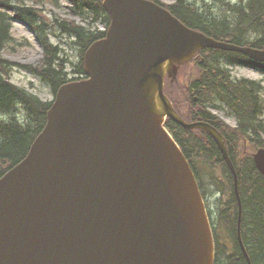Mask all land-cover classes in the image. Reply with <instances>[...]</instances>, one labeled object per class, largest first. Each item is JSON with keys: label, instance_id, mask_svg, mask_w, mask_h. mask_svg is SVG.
<instances>
[{"label": "water", "instance_id": "water-1", "mask_svg": "<svg viewBox=\"0 0 264 264\" xmlns=\"http://www.w3.org/2000/svg\"><path fill=\"white\" fill-rule=\"evenodd\" d=\"M102 7L110 25L84 54L88 78L57 90L27 155L0 177V264H213L208 216L165 119L206 131L235 170L213 126L176 114L164 78L200 49L262 63L264 49L211 38L149 0ZM253 161L264 177V148ZM236 235L249 263L240 216Z\"/></svg>", "mask_w": 264, "mask_h": 264}, {"label": "trees", "instance_id": "trees-1", "mask_svg": "<svg viewBox=\"0 0 264 264\" xmlns=\"http://www.w3.org/2000/svg\"><path fill=\"white\" fill-rule=\"evenodd\" d=\"M69 1L74 4L72 11L75 14L84 15L83 10H86L91 14L93 22L100 20L106 25L109 24V17L101 6L102 0ZM150 1L160 3L159 0ZM3 4L6 5L4 1L1 4L2 7ZM166 8L185 26L216 40L238 46L264 48V0H250V3L232 9L236 16L230 22L205 16L201 12L197 13L194 7L185 4V0H176L172 6ZM15 14L35 31L43 49L40 66L33 69L26 68L46 82L55 94L60 86L74 81V79L68 80L67 74L63 71L66 59L60 58V50L49 42L45 29L46 24L38 20H43L39 18L38 10L19 7ZM60 27L62 32L73 37L75 45L80 47L81 58L74 74L82 75L84 73L83 53L92 42L103 38L105 32H93L73 22L61 23ZM9 30L10 24L0 13V52L11 41ZM249 31H260V37L246 42V33ZM204 54L210 56L199 63L200 76L188 82L189 85L185 89L186 99L195 107L191 112V117L213 125L224 138L237 177L240 215L232 173L211 137L201 130H185L169 119L165 122V126L188 161L199 189L201 187L199 173H201V164H203L208 170L206 175L209 177V183L218 187L220 192L229 198L226 210H219L217 214L226 226V236L230 247L220 246L217 243L219 237L217 238L213 230L214 264H264V177L257 171L251 155L248 153L242 155L243 149H240L244 142L259 145L258 139L263 134L259 121V116L263 114L262 100L258 96L259 86L247 80L232 82L228 72L219 68L220 60L230 65H250L261 70H264V64L256 63L239 53L213 49L200 50L193 61L198 62ZM11 68L12 65L0 56V115H8V120L0 119V176L26 156L33 140L45 125L46 112L51 105V102H42L34 94L13 85L8 79ZM214 96L226 104L234 115L236 119L234 128H229L216 115L206 111L205 105L211 102V97ZM21 113L23 118L18 119ZM238 161H240L239 164H237ZM216 165L221 166L228 182V188L221 187L220 180L215 173ZM200 192L204 196V190L200 189ZM238 216H240L241 242L249 263L236 237ZM217 245L220 250L217 249ZM222 253L225 257L223 263L219 258Z\"/></svg>", "mask_w": 264, "mask_h": 264}, {"label": "rangeland", "instance_id": "rangeland-1", "mask_svg": "<svg viewBox=\"0 0 264 264\" xmlns=\"http://www.w3.org/2000/svg\"><path fill=\"white\" fill-rule=\"evenodd\" d=\"M3 7L1 6L2 2ZM160 5L163 7H170L176 2V0H159ZM250 0H185V4H189L194 7L196 12L203 13L205 16L213 17L215 19H222L231 21L234 20L235 14L232 9L243 6ZM74 4L68 0H0V13L4 15V18L10 24V38L11 41L5 45L1 50L0 56L3 60L12 65L11 70L8 73V79L10 82L20 88L25 89L27 92L34 94L42 102H52L54 99V93L50 86L33 75L26 67L37 68L41 64L43 59V49L37 38L36 33L29 27V25L23 20L17 18L15 12L19 7L26 9L38 10L39 22L44 21L46 24V33L48 40L52 46L57 47L60 50V58L66 59L64 63L63 71L67 74L68 80L80 79L79 74H74L76 65L80 62V47L75 45V39L69 37L62 32L60 24H70L73 22L76 25H80L87 30L93 32H104L107 30V25L103 21L93 22L91 14L86 10L84 15H77L72 11ZM260 31H249L246 33V42L253 41L260 37ZM209 54H204L198 59V62H187L181 66L174 77H168L165 80L164 91L170 97L173 104L176 107V114L186 123H192L195 121L191 117V112L194 110V106L191 105L186 99V88L189 83L198 78L200 72L201 61L208 58ZM219 68L226 70L228 76L232 82L240 80L252 81L258 85V96L262 100L263 114L259 116V121L263 129V134L258 139L259 145L256 143H242V155L252 154L256 151L257 147L264 148V72L258 71L252 68L244 67L242 65H230L223 60H220ZM85 78V77H84ZM190 81V82H189ZM189 82V83H188ZM212 98L214 100H212ZM206 111L216 115L219 120L226 124L229 128H234L236 125V119L230 112V109L219 98L211 97V102L205 105ZM20 109V108H19ZM21 113L18 119H22ZM1 120H8V115H0ZM248 144V146H246ZM227 149V148H226ZM241 155V153H240ZM241 157V156H240ZM238 161L237 164H239ZM199 177L201 179L200 189L204 190L206 209L212 229L215 230L217 238L219 237L220 246L226 245L230 247L226 236V226L220 221L218 211L226 210L227 200L229 199L223 195L218 187H214L209 183V177L207 167L203 164ZM216 165L215 173L220 180V185L223 189L228 188V182L226 176L223 174L221 166ZM231 188V186H230ZM237 236V235H236ZM217 245V249H219ZM220 250V249H219ZM220 261L223 263L225 257L222 254L219 255Z\"/></svg>", "mask_w": 264, "mask_h": 264}]
</instances>
